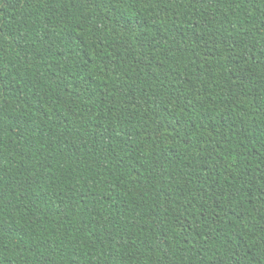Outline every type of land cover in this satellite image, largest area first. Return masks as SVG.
<instances>
[{"label":"trees","instance_id":"trees-1","mask_svg":"<svg viewBox=\"0 0 264 264\" xmlns=\"http://www.w3.org/2000/svg\"><path fill=\"white\" fill-rule=\"evenodd\" d=\"M0 264H264V0H0Z\"/></svg>","mask_w":264,"mask_h":264}]
</instances>
